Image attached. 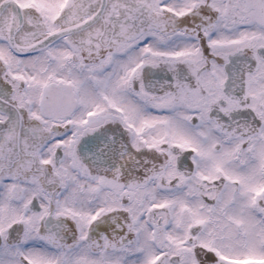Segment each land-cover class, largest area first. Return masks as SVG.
<instances>
[{"label":"snow or ice","instance_id":"obj_1","mask_svg":"<svg viewBox=\"0 0 264 264\" xmlns=\"http://www.w3.org/2000/svg\"><path fill=\"white\" fill-rule=\"evenodd\" d=\"M0 264H264V0H0Z\"/></svg>","mask_w":264,"mask_h":264}]
</instances>
